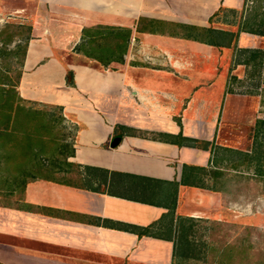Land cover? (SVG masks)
<instances>
[{
    "label": "crops",
    "instance_id": "obj_1",
    "mask_svg": "<svg viewBox=\"0 0 264 264\" xmlns=\"http://www.w3.org/2000/svg\"><path fill=\"white\" fill-rule=\"evenodd\" d=\"M43 1L72 15L61 25L75 33L26 39L15 91L71 121L60 122L70 152L21 197L0 202V264H216L208 227L232 224L224 205L239 198L225 192L238 164L219 130L243 115L230 105L243 100L226 90L227 71L198 69L212 50L230 48L193 38L210 28L221 41L231 29L214 21L239 1ZM107 25L129 37L123 51L98 59L86 43ZM263 39L239 32L236 47L264 49ZM136 50L154 62L133 58Z\"/></svg>",
    "mask_w": 264,
    "mask_h": 264
},
{
    "label": "rangeland",
    "instance_id": "obj_2",
    "mask_svg": "<svg viewBox=\"0 0 264 264\" xmlns=\"http://www.w3.org/2000/svg\"><path fill=\"white\" fill-rule=\"evenodd\" d=\"M238 1L239 6L234 9L225 6L224 12L219 13L214 25L235 30L237 22L242 20L245 15L252 14L257 4L264 8V0ZM53 8V5L43 0H0V67L5 69L10 80H14L17 74L21 51L26 39H36L46 35L58 40L57 36L60 35L62 40V33L67 31L72 35L75 33L74 26L69 25V28H63L61 25L64 19H68L72 15L57 8L53 10ZM68 38L71 39L72 37ZM97 43L102 45L105 41L101 40ZM99 52V57L103 58L106 51L101 48ZM135 52L133 58H139L138 60H142L140 62L143 64L154 62L151 55L142 56L138 50ZM237 53L238 51L231 54L230 50L216 48V50H212V53H209L208 67L198 68L206 71L208 69L211 72L216 70L217 74L221 70L227 71L229 84H227L226 90L243 100V102L234 100L230 103L233 108L241 106L239 110L240 113L243 112V115L239 119L231 116L232 119L229 122L232 123L229 124V127L223 124L219 130L220 143L235 148V154L230 155L224 151V155L231 162L234 161L233 164H238L233 169L235 173H233L232 182L230 181L227 185L228 189H225L228 197H233V195L239 197L238 206L233 207V209L228 210L227 205H224L225 217L227 220L234 218V222L225 224L224 227H208V230L216 236L215 256L221 254L213 260L214 263L262 264L264 259V181H259L254 177L252 165L249 166L246 161H242V158L243 154L253 157L257 150L262 151L264 157V125L261 126L262 132L258 135H255V128L253 127L256 119H264V69H260L259 75L257 73L252 74L249 67L237 63L239 58ZM195 64L198 63L195 62ZM190 66L189 68H191ZM1 68L0 70L3 71ZM190 70L193 72L195 69L192 67ZM1 74L0 81L4 80ZM35 107L41 108L37 104ZM48 109L49 112L55 114V119L58 118V111L55 108ZM61 118L67 122L66 124L71 123L62 115ZM57 131L58 136L62 139L71 134L69 129L61 125L57 126ZM226 157L224 168L230 170L232 168H230ZM1 200L8 201L3 196H0ZM246 202H249L247 206L245 205Z\"/></svg>",
    "mask_w": 264,
    "mask_h": 264
},
{
    "label": "trees",
    "instance_id": "obj_3",
    "mask_svg": "<svg viewBox=\"0 0 264 264\" xmlns=\"http://www.w3.org/2000/svg\"><path fill=\"white\" fill-rule=\"evenodd\" d=\"M100 27L102 28L97 29L96 27L92 31L94 37L89 38L86 43L88 47L90 46L91 52L97 51L99 54L103 48V50L106 49L104 56L109 54L110 57L121 50L123 51V42L125 38L129 37L130 30L126 28V33H121L114 26ZM202 30L207 31V33L200 38L193 39L216 47L230 48L231 54L238 51L237 63L249 67L252 74L257 73L259 75L260 69H264V49L236 47L239 32L264 36V8H261L260 4L256 5L252 14L245 15L242 20L237 22L234 31L223 30L221 41L217 42L210 39V28ZM109 36L118 43H114L115 45L113 44L111 47L97 43L101 40L105 41ZM25 45L26 40L23 44L19 64H21ZM84 52L87 53L86 50ZM98 59H100L99 55ZM0 73L4 77V80L0 81V196L8 200L13 195L21 197L24 186L29 180L56 172L70 151L68 145L62 142V138L58 136L57 126L61 122L60 114L58 113V118L55 119V114L48 111V108L57 107L41 106V108H37L35 105L24 101L19 98L15 91L17 76L14 80H10L5 69L0 70ZM65 80L68 84L72 83L70 71L66 72ZM262 125H264V119L255 120L253 126L255 135L262 132ZM191 141L193 145L195 140L191 139ZM262 155V151L257 150L253 157L243 154L242 158V161H246L249 166L252 165L254 177L259 181H264V168H262L264 167V157ZM56 156L61 157L62 160L56 161ZM0 202L6 203L2 200Z\"/></svg>",
    "mask_w": 264,
    "mask_h": 264
},
{
    "label": "water",
    "instance_id": "obj_4",
    "mask_svg": "<svg viewBox=\"0 0 264 264\" xmlns=\"http://www.w3.org/2000/svg\"><path fill=\"white\" fill-rule=\"evenodd\" d=\"M115 139L118 141L119 138L116 137Z\"/></svg>",
    "mask_w": 264,
    "mask_h": 264
}]
</instances>
